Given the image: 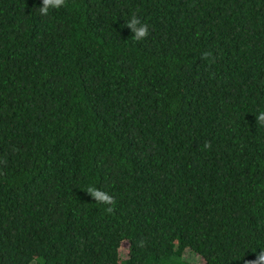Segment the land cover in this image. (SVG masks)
<instances>
[{
	"label": "trees",
	"instance_id": "obj_1",
	"mask_svg": "<svg viewBox=\"0 0 264 264\" xmlns=\"http://www.w3.org/2000/svg\"><path fill=\"white\" fill-rule=\"evenodd\" d=\"M41 7L0 0V264L256 260L264 0Z\"/></svg>",
	"mask_w": 264,
	"mask_h": 264
},
{
	"label": "clouds",
	"instance_id": "obj_2",
	"mask_svg": "<svg viewBox=\"0 0 264 264\" xmlns=\"http://www.w3.org/2000/svg\"><path fill=\"white\" fill-rule=\"evenodd\" d=\"M65 5V0H42V7L38 9L41 15H47L50 8H60ZM126 26L131 29L134 40H143L148 36V25L146 23H141V21L133 15L132 18L126 22ZM207 58L208 54H204ZM256 123L264 126V111L259 112L256 115ZM205 148H210V142L204 144ZM86 192L96 201V203L114 204L115 201L112 196L99 190L95 187L90 186ZM106 211L111 212L112 208L109 207ZM245 264H264V250H261L257 254V258L254 261H246Z\"/></svg>",
	"mask_w": 264,
	"mask_h": 264
},
{
	"label": "rangeland",
	"instance_id": "obj_3",
	"mask_svg": "<svg viewBox=\"0 0 264 264\" xmlns=\"http://www.w3.org/2000/svg\"><path fill=\"white\" fill-rule=\"evenodd\" d=\"M190 258H192V257L190 256Z\"/></svg>",
	"mask_w": 264,
	"mask_h": 264
}]
</instances>
